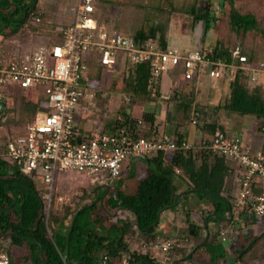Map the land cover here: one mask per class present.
Returning <instances> with one entry per match:
<instances>
[{"label": "built area", "instance_id": "built-area-1", "mask_svg": "<svg viewBox=\"0 0 264 264\" xmlns=\"http://www.w3.org/2000/svg\"><path fill=\"white\" fill-rule=\"evenodd\" d=\"M96 7L97 0H75L73 21L60 28L59 39L39 44L21 59L6 61L0 57V85L11 80L18 88L37 97L35 101L42 105L27 122L26 135L7 143V159L25 175L31 176L39 168L43 169L42 178L49 189L59 171L72 170L114 181L123 174L126 159L149 156L155 151L196 147L189 141L178 143L168 135L135 137L123 128L112 133L94 130L82 135L76 115L81 101L93 100L95 96L90 76L94 61L98 71L113 73L123 54L133 66L149 62L155 78L181 68L186 80L207 71L211 77L230 82L245 78L249 85L264 84V62H250L240 44L229 50V58L214 56L211 51L160 49L153 42L141 46L131 34L103 25L96 16ZM0 101L4 102L1 91ZM199 115L196 112L194 124ZM198 146L232 158L243 168L237 193L232 194L233 205L226 212L231 221L240 226L243 212L263 218L264 151L252 150L242 143L240 136H229L220 128ZM238 226L233 228L235 234L241 228ZM220 236L222 241L227 240L225 232ZM158 245L170 253L175 241L166 239ZM108 261L104 255L99 264H108ZM0 264H11V256L4 246H0Z\"/></svg>", "mask_w": 264, "mask_h": 264}, {"label": "crops", "instance_id": "crops-1", "mask_svg": "<svg viewBox=\"0 0 264 264\" xmlns=\"http://www.w3.org/2000/svg\"><path fill=\"white\" fill-rule=\"evenodd\" d=\"M60 2L59 13L53 15L54 21L59 24L57 28L67 26L74 18L75 0H60ZM101 4L120 9L121 16L118 25L108 20L102 21L99 12ZM37 5H39V3ZM227 5H231V8L233 7L230 0H97L96 16L99 21L108 28L131 34L134 38L140 30L146 27L148 28L154 23L165 24L166 30L164 38L158 36L155 42L152 41L160 49L176 47L183 52L193 50L213 52L216 48L221 49V47H207L206 33L210 29H213L216 22L219 20L217 9L225 8ZM150 9L154 10L153 15H150L148 12ZM206 12L208 13L206 14ZM134 14H140V17L137 16V18H134V24H139V27L136 29H124L121 26V22L126 20L128 23L130 18L135 16ZM1 36L3 35L0 34V37ZM194 79L195 82L191 83L186 80L181 68L172 69L162 74L160 96L150 103H147L145 106L146 110L154 113L155 122L153 125L146 122L142 123V135L146 136L147 134L153 138L168 135L175 139L181 137L183 140L187 141L186 135L180 132L178 123L180 121L185 122L183 115L188 112L191 115V124L194 127L192 135H199L200 137V141L194 144L197 148V145L206 137H204L200 126L192 122L196 112L200 114L197 117V121L199 119L200 121L211 120V112L214 115L221 116L216 119L219 121L218 128H221L220 122L223 120L230 125L232 124V121H230L232 119L226 118L223 114V108H216L217 105H222V97H225L227 101L231 96V82L227 79L211 77L207 71L198 74ZM176 86L184 89V97L178 100L173 97ZM78 113L80 114V110ZM84 116V114H80L78 119L76 118L77 127L82 135L90 134L94 130L107 129L103 122L102 124H98V121L93 122V118L90 117H88V126H83L81 122L86 120ZM242 127L243 126H236L234 122L228 129L233 135L240 136V129ZM143 132H145V134ZM260 142L263 147L262 136ZM150 158V156L130 158L131 169L123 172V178L114 181L94 179L92 183H96L98 186L95 188L94 198L93 200L91 199V203L86 204L77 211L65 215L52 229H49L48 236L57 247L64 264H88L83 258V255L79 253L78 243L81 241L82 247L85 248L86 241L82 237L86 236V233L89 232H86L84 235L80 234V236L75 232L76 218L85 214L90 215L93 220H97L94 226H90L97 234L102 237L110 236L111 239L119 243L122 258L118 261V264H130L129 260L133 252L143 256L141 264H162L164 261L169 264H225L223 259H218L213 262L202 256L205 242L204 238L207 239L211 232L210 225L213 224V231L219 230L221 227L225 228L224 225L219 223L216 216L209 212V210L212 209V201L208 197H201L194 192L185 195L184 189H186V182L179 177L178 172L177 180L178 185H180L179 189L180 191L183 190L180 194L178 203L174 206L164 208L160 212L156 223L146 229L140 228L137 216L132 210L123 207L115 208L110 204L111 202L108 201V197L112 193L114 199H116L119 190L128 195L137 192V176L149 169ZM7 162L9 166L8 172L11 174L15 170V164L11 161ZM228 163L232 168L229 171L228 180L233 186L231 192L233 194L234 189L237 188L238 190L243 168L240 167L238 162V166L232 165L229 158ZM176 170L178 171V168H176ZM105 175L104 173L103 176ZM11 179V187L15 191H19V197H23V191L29 189V187L25 182L17 181L14 178ZM34 183L36 182L34 181ZM58 184H56L55 177L51 189L47 187L46 183L44 185L46 190L54 192ZM10 194L13 195V191L10 192ZM41 199L43 202L42 196ZM15 200L17 201V198H15ZM99 200L106 203L105 206H107V208L105 210L92 209V205ZM205 211L208 213V216L202 220V215ZM226 212L225 221H231V218L227 216ZM190 223L195 224L197 226H195L196 229L194 228L192 230L190 228ZM236 223L232 222L231 227H237L238 223ZM116 224L118 228H116L117 230L115 231L113 226ZM86 229L87 227H84L83 230ZM223 230L222 232H224ZM234 234L235 233H233V237L226 235L229 243L236 237H234ZM74 236L76 238H73ZM219 238L221 240V236ZM166 239H173L175 241V247L170 253L164 252L158 245V242ZM105 241L109 242L108 239ZM0 244V246H4L8 250L12 249L15 251L18 258L21 249L29 247L28 245L16 244L9 232L0 233ZM229 246H225L226 249H228ZM104 255L108 256L109 261H116L118 259L106 254V249L102 246L93 264H99ZM18 258L14 257V260L16 261ZM147 260H150L152 263H148ZM235 260L236 257L233 258L230 264H233ZM28 262L31 264L30 261Z\"/></svg>", "mask_w": 264, "mask_h": 264}, {"label": "trees", "instance_id": "trees-1", "mask_svg": "<svg viewBox=\"0 0 264 264\" xmlns=\"http://www.w3.org/2000/svg\"><path fill=\"white\" fill-rule=\"evenodd\" d=\"M230 1L233 5L230 17L232 28L235 31L247 32L252 30L260 32L264 37V26L258 14L255 12H243L235 7L234 0ZM36 8L37 0H0V34L4 37H11L19 30L25 19ZM64 27L66 26L60 28ZM60 28L56 30L59 36L61 32ZM165 30V24L154 23L150 27L140 30L136 34L135 40L139 45L144 46L149 42H155L158 36L164 38ZM45 43L48 42L46 41ZM244 51L248 55L250 62H264V57H259L254 52L245 49ZM213 55L229 58V49L216 48L213 51ZM0 57L3 58L1 51ZM120 70L126 76V92L135 99L144 100V109L139 116L132 114L131 111L124 110L121 116L116 119L113 129L118 130L123 128L132 136L139 137L142 135V123L146 122L153 125L155 122L154 113L146 110L145 106L160 96L162 75L158 78L153 77L149 62L133 66L123 54L120 56L115 73ZM97 71V63L94 61L91 63V78L96 77L93 74ZM115 73H113V76ZM188 81L190 83L195 82V79ZM242 85H244L243 88ZM231 88V96L225 102L224 107L243 115L255 116L256 120L260 123L264 149V84L259 82L249 85V82L245 78H238L231 82ZM18 89L21 90L20 92L25 93L20 94L24 108L29 110L31 115H34L36 111L42 108L40 101L35 102L29 99L23 89ZM183 92V88L176 86L173 97L176 100L181 99V97H184ZM43 98L41 96L40 100ZM4 104H6L5 101ZM220 107H222L221 104L216 106V108ZM196 125L200 126L206 138L214 135L218 129V123L211 122L210 120H204V123H200L199 119ZM220 129L225 131L223 128ZM176 140L178 143L186 141L181 137L176 138ZM149 165L150 167L147 171L137 176L138 190L135 194L128 195L119 190L116 199H114L113 193L108 197V201L111 202L113 207H123L132 210L137 216L140 228L146 229L152 226L156 223L160 212L164 208L178 203L183 190L180 191L179 189L180 185H178L176 168L180 171L179 177L186 182L185 195L194 192L201 197H208L212 201V209L209 212L213 213L217 220L224 219L225 212L231 209L233 205L231 193L233 186L228 180V175L232 168L225 155L213 153L198 146L197 148L188 150L173 151L169 161H166L162 155L151 157ZM8 169L7 160L0 157V233L9 232L16 244L29 246L28 248L21 249L19 258L15 254V251L9 249L11 264L28 263V261L31 264H64L57 247L48 236L43 202L34 181L29 176L23 174L16 165L13 173L10 174ZM11 178L25 182L29 187V189L23 191V197H19V191H15L11 187ZM12 191L13 195L10 194ZM15 198H17V201ZM96 221L86 214L76 218V234L80 236V234L84 235L86 232H89L86 233V236L82 237L86 241L85 248L82 247L81 241L78 243L79 253L83 255L88 264H93L98 256L100 247L103 246L106 249V254L118 258L116 261H108V264H118V261L122 258L119 243L111 239L110 236H108L109 238L100 236L90 228V226L95 225ZM115 226H113V229L116 231L118 226L117 224ZM195 226V224L190 223L192 230L196 229L197 226ZM84 227H87V229L83 230ZM262 232H264V229L260 233ZM220 235L221 229L216 230L214 234L210 232L209 237L204 242L202 256L209 261L215 262L218 259H223L225 264H230L234 256L231 259H226V256L231 251L238 254L241 253L250 240H233L229 248L226 249L224 243L219 238ZM262 237H264V234ZM73 238L76 237L74 236ZM107 239L109 242L105 241ZM255 244L252 243L247 248L246 253H249ZM131 256L129 260L130 264H141L142 255L133 252ZM14 257L18 258V260L15 261ZM147 262L152 263L150 260H147ZM233 264L247 263L237 260Z\"/></svg>", "mask_w": 264, "mask_h": 264}, {"label": "rangeland", "instance_id": "rangeland-1", "mask_svg": "<svg viewBox=\"0 0 264 264\" xmlns=\"http://www.w3.org/2000/svg\"><path fill=\"white\" fill-rule=\"evenodd\" d=\"M234 1L237 9L243 12L257 13L264 26V0ZM38 3L39 5H37V8L30 13L15 34H11V37H0V46H2L0 47V51L6 61L21 59L23 55L33 51L39 44L45 43L46 41L49 43L59 39V34L56 31L59 24L54 21L53 15L59 13V4L61 5L60 0H39ZM217 11L219 20L216 22L213 29H210L206 33L207 47L213 48L217 46L231 49L240 44L245 50L254 52L259 57H264V37L260 32L252 30L247 32L235 31L230 24L232 13L231 5H227L225 8H218ZM99 12L102 21L108 20L118 25L121 16L119 8L108 7L106 4H101ZM148 12L150 15L154 14L153 9H150ZM134 15L135 16L130 18L128 23L126 20L121 22V26L124 29H136L139 27V24H134V18H137V16L140 17V14ZM113 73L97 71L93 74L96 76L91 80L94 81L93 92H95V96L93 100H82L79 109L80 114H84L87 120L81 122L83 126L88 124V117H90L93 118V122L98 121V124H102L103 122L106 125V131L112 133L115 131L113 128L116 119L121 116L124 110L131 111V113L135 115H140L141 111H143L144 100L135 99L126 92V76L123 71L120 70L116 72L114 76ZM243 86L244 85H242V88ZM0 91L6 102L5 108L0 111V157L9 161L6 154L7 143L15 137L26 135V130L24 129L25 125L33 115L30 114L29 110L24 108L20 93H25L20 92L21 90H19L11 80H8L4 85H0ZM26 95L33 101L37 99V97H32L29 92H26ZM221 101L222 107L219 109H224H222V111L226 118L232 119L230 121H232V124L235 122L236 126H243L240 129V139L242 143L249 146L252 150L260 149L264 151L260 142L262 136L260 132V123L256 120L255 116H248L230 111L224 107L226 101L225 97H222ZM80 114L77 113V119ZM210 116L211 122L219 123L216 119L221 116L214 115L211 112ZM183 117L185 122L180 121L178 123L180 132L186 135L187 141L193 144L198 143L200 141L199 135H192L194 127L191 124L190 113H185ZM200 123H204V121H200ZM220 123V127L223 128L229 136H233L232 132L228 129L232 124L230 125L224 120ZM143 133L145 134V132ZM146 136L150 137L147 134ZM172 154V151H155L149 156L154 157L162 155L166 161H169ZM229 159L232 165L238 166L237 161L232 158ZM129 169H131L130 158L123 162V171H128ZM177 172L180 174L179 169ZM43 174L44 170L39 168L35 174L27 176L36 182V188L43 197V210L46 217L47 229L49 231V229H52L65 215L77 211L86 204L91 203V199L93 200L94 198L95 188L98 186L96 183L93 184L92 181L98 178L95 175L74 172L72 170L59 171L55 174L56 184L59 183L58 187L54 192H50L45 189V181L42 178ZM233 192L237 193V188L234 189ZM105 205L106 203L99 200L92 205V209L105 210L107 208ZM207 216L208 213L205 211L202 215V220ZM241 217L242 220L239 222L240 226H238V228H241L237 234H234V237L236 236L235 238H237L235 240L243 241L249 239L250 241L241 253L238 254L237 252L231 251L230 255L226 256V259H231V257L234 256L237 260H241L247 264H264V237H262L264 232L260 233L264 229V217L259 219L245 212L241 213ZM219 223L225 227L220 228L221 232L224 229L223 231L227 236L233 237L234 230L231 227L232 222L221 219ZM212 225H210V230L211 233L214 234L215 230L213 231ZM243 229L244 231H242ZM258 233L260 234L258 235ZM204 239L206 240V238ZM222 242L225 243V246L230 245L227 240ZM252 243L256 244L249 253H246L247 248ZM223 262L225 261L223 260ZM21 264H29V262H22Z\"/></svg>", "mask_w": 264, "mask_h": 264}, {"label": "water", "instance_id": "water-1", "mask_svg": "<svg viewBox=\"0 0 264 264\" xmlns=\"http://www.w3.org/2000/svg\"><path fill=\"white\" fill-rule=\"evenodd\" d=\"M5 108V104L4 102L0 101V111H2L3 109ZM124 177V174H122L120 177H118L117 179H120V178H123ZM237 260V259H236ZM235 260V261H236Z\"/></svg>", "mask_w": 264, "mask_h": 264}]
</instances>
